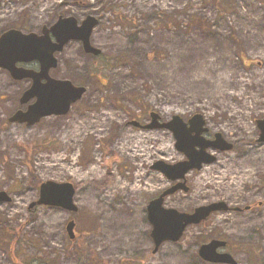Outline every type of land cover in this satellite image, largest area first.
Listing matches in <instances>:
<instances>
[{
	"label": "rangeland",
	"instance_id": "obj_1",
	"mask_svg": "<svg viewBox=\"0 0 264 264\" xmlns=\"http://www.w3.org/2000/svg\"><path fill=\"white\" fill-rule=\"evenodd\" d=\"M111 9L137 17L163 12L168 18H140L135 26L123 27ZM60 15L98 18L91 40L103 55L96 59L85 53L78 41L57 53L51 76L87 87L68 114L32 126L8 122L24 106L18 88H4V82H14L0 69V191L12 198L0 206V223L27 226V261L206 264L200 261V245L234 234L238 245H246L241 249L264 264L258 259L261 250L248 245L264 238V219L251 212L216 214L207 226L192 225L179 241H167L154 252L147 207L174 182L152 167L158 160L175 164L187 157L168 129H139L127 122L129 117L149 119L150 110L164 122L199 112L210 135L221 132L239 146L219 158L224 170L215 163L190 172L192 190L168 196V208L189 211L219 199L235 204L253 188H263L264 165L256 164L248 146L255 143L257 120L264 115V0H223L219 6L209 0H0V33L12 27L41 32ZM141 137L149 149L145 157L134 158L130 147ZM47 180L74 183L79 210L29 209ZM241 217L247 219L244 224ZM72 220L80 237L70 241L64 234ZM112 220L121 227L111 230ZM80 247L93 250L100 261L88 259ZM251 258L239 260L249 264Z\"/></svg>",
	"mask_w": 264,
	"mask_h": 264
},
{
	"label": "water",
	"instance_id": "obj_2",
	"mask_svg": "<svg viewBox=\"0 0 264 264\" xmlns=\"http://www.w3.org/2000/svg\"><path fill=\"white\" fill-rule=\"evenodd\" d=\"M98 24V19L93 16H88L80 25L74 16H60L50 28L44 26L41 35L11 29L0 37V68L10 71L15 79L30 77L34 80L32 87L24 92L21 103L26 104L32 98H37L26 111H17L9 119L10 122H27L28 125H34L43 117L67 114L72 104L83 98L87 91L86 87L76 86L70 80L54 78L50 75V70L58 65L55 54L62 52L71 40L80 41L86 53L99 56L102 50L91 43L92 33ZM30 61L39 62L38 72L17 67L18 62ZM43 79L46 80L45 83L42 82ZM150 116L152 123L142 128H168L174 133L177 150L187 157V160L175 164L157 161L152 167L161 171L172 182L177 181L152 199L147 207L148 220L152 226L151 237L156 252L167 241H179L190 225L200 224L215 212L229 210L223 201L199 206L193 213L168 208L164 203L166 197L178 191L189 192L185 179L187 173L194 169L200 170L204 164L216 160L215 156L207 152L208 148L227 151L233 148V144L229 143L221 133H216L214 140H207L203 134L208 129L205 128L206 122L201 113L194 114L188 122H185L180 115H174L166 123H160L161 116L156 112H151ZM257 123L261 135L259 140L264 142V116ZM75 194L74 183L47 180L40 184L39 198L30 204L29 209L46 205L77 212L79 207L74 201ZM11 200L8 192L0 191V206ZM75 226L74 220L67 225V232L72 239L75 238ZM225 245V241L213 239L200 247L199 255L210 262L235 264L236 261L230 254L217 252L219 247Z\"/></svg>",
	"mask_w": 264,
	"mask_h": 264
},
{
	"label": "flooded vegetation",
	"instance_id": "obj_3",
	"mask_svg": "<svg viewBox=\"0 0 264 264\" xmlns=\"http://www.w3.org/2000/svg\"><path fill=\"white\" fill-rule=\"evenodd\" d=\"M86 16H88V15H86ZM86 16L84 17V19L86 18ZM50 25H52V24H50ZM50 25H47V24L43 25L41 32L27 31L25 29H20V30H23L24 32H36L38 34H41L43 27L44 26L50 27ZM12 28H15V27H12ZM8 29H11V28H8ZM8 29H5L3 32L7 31ZM16 29H19V28H16ZM3 32L0 33V36H1V34H3ZM31 63L36 64V66L30 65ZM17 66L19 68H24L26 70H34L36 72H38L40 70V64L38 62H22V63H18ZM6 72L9 74L10 78L14 82V85L13 84L10 85L13 87L11 90H13L14 87H15V90H16V88H18L17 97L20 96L18 99H19V103H21L22 95L24 94L25 91L29 90L32 87L34 80H33V78H30V77H26L24 79H15L9 71H6ZM42 82L45 83L46 80L43 79ZM20 83H23V85H21ZM20 85L22 86V88ZM8 90H10V89H8ZM36 100H37V98H32L31 100H29L27 102V104H22L24 106L22 109H17L16 111L27 110L29 105L35 103ZM71 109H70V111H71ZM63 116H65V115L56 116V117H63ZM149 116L150 115L148 114V117ZM9 118L10 117H8V122H9ZM149 121H150V118L146 119L145 121L142 122L139 119L129 117L127 122L129 125L136 127V128H139V129L152 130V129L142 128V126L149 125ZM15 123H17V122H14L12 124H15ZM17 124L19 126H32V125H28V123H17ZM135 124H137V125H135ZM207 125H208V122H207ZM257 129L258 130H257V135L255 137V143L254 144L252 143L248 146V151L252 152L253 155L257 157L258 161H256V164H258L260 166L261 164L264 165V159H261V156L264 157V142L259 140L261 135H260V129L258 126H257ZM59 130H60L59 132L62 133L61 132L62 128ZM209 132H210V129H208V131L206 133V138L208 140L213 139L214 134H215L214 133V134L210 135ZM233 144L234 145H233L232 150H229V151L214 150V151H212V152H215L216 160L213 163L208 164L206 166L214 165L215 163H219L217 165V167H220L221 169H223L224 167L226 168V166L221 165L220 162L222 160H220L219 158L221 157V155L225 156L229 152H234L235 149H237V147H239L238 145H235V143H233ZM237 153H239V152L237 151ZM239 156L241 157V154H239ZM231 163H233V161ZM187 185L190 188V190H189V192H190L192 189H191V186L188 182V179H187ZM219 201L226 202L227 206L229 207V210L224 211V212L213 213L205 221L201 222L198 225H194V226H205V225L207 226L209 223V220L213 216H216V214H233V213H236L237 215H241L243 217V216H245L244 213L251 212L252 214L254 213L257 215L256 218L258 220L264 219V187L263 188H259V187L253 188L252 194H250L246 197H243L239 202H237L235 204L230 203L226 199H219ZM194 209L195 208L189 210L188 212L192 213L194 211ZM259 216H261V217H259ZM242 217L239 220L242 224H244L245 221H247V219L242 218ZM253 222H255V220ZM246 224H247V222H246ZM253 224H255V223H253ZM24 226L25 225H23L22 227L21 226L20 227H11V225L0 223V264H32L31 262L27 261V226H25V227ZM258 233H259V231H258ZM75 235L76 236H75L74 240L75 239L77 240L80 237V234L76 230H75ZM64 236L68 237V239L70 241H73V239H71L69 237L67 232L64 234ZM21 238H24V240L22 241ZM213 239H218V240H222V241L226 242L225 246L219 247L217 249V252L230 254L234 258V260L236 261L235 264H241L240 260H239V258L241 256H245L246 259H248L249 257H252L249 264H257V262H259V260H257V262L254 260V255H253L254 252H252L251 250H247L246 248H245V250L241 249L242 246L246 247V245H242V246L238 245V243H236L234 234L226 235V237L215 236V237L210 238L207 242H205L203 244H207ZM21 243L24 245L25 248H22ZM203 244H201V245H203ZM201 245H200V247H201ZM248 245L250 247H255L256 248L255 251L261 250L260 252H261L262 256H264V238H259L257 240H254L252 243H250ZM238 247L241 250H238ZM198 253H199V251H198ZM262 256L258 257V259L261 258L262 259L261 261L264 263V258ZM199 257H200V261H202L203 263H206V264H226V263H219V262H210V261L203 259L201 256H199ZM255 258H257V256H255ZM259 264H261V263H259Z\"/></svg>",
	"mask_w": 264,
	"mask_h": 264
},
{
	"label": "trees",
	"instance_id": "obj_4",
	"mask_svg": "<svg viewBox=\"0 0 264 264\" xmlns=\"http://www.w3.org/2000/svg\"><path fill=\"white\" fill-rule=\"evenodd\" d=\"M211 2H215V4L217 6H219L221 4V2L223 0H209ZM230 2V1H228ZM111 13H113L114 17L117 18V20H119V24L123 27H132V26H135L137 20H139L140 18H142L143 20L147 19H154V18H159L161 21H164L166 20V17L168 18V15L166 13H163V12H151V13H144L142 12L141 13V16L140 17H137L136 15H126V14H123L121 12H118V11H114L113 9L110 10ZM192 20L194 21V18L189 15L188 16V21H191ZM180 24V22H179ZM176 26H178V23H175ZM103 55H101L102 57ZM97 66V65H96ZM94 66V67H96ZM80 252L81 253H86L88 252L89 256L87 257L88 259H92V260H95V261H100V259H98L96 253L91 250L90 248H88L86 251L83 250V247H80Z\"/></svg>",
	"mask_w": 264,
	"mask_h": 264
},
{
	"label": "bare ground",
	"instance_id": "obj_5",
	"mask_svg": "<svg viewBox=\"0 0 264 264\" xmlns=\"http://www.w3.org/2000/svg\"><path fill=\"white\" fill-rule=\"evenodd\" d=\"M3 78V76H1V79ZM4 84V88H6V89H12L13 87L12 86H10L9 84H7V83H3ZM141 140H139L133 147H130V152H131V155L135 158V157H137V156H139V155H143V157H145L147 154L145 153V152H148V149H149V147L148 146H146L144 143H143V141H144V139L141 137L140 138ZM167 146H163V145H161V148L162 149H164V148H166ZM135 189H138V187L137 186H135L134 187ZM138 210H139V207H136V211L138 212ZM121 223H120V221L118 220V221H115V220H112L111 222H110V224H109V228L111 229V230H116V229H118V228H120L121 226Z\"/></svg>",
	"mask_w": 264,
	"mask_h": 264
}]
</instances>
